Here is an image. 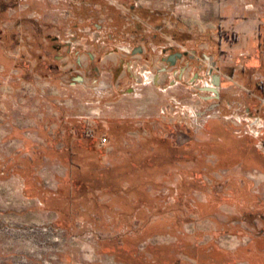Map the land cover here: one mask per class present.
Listing matches in <instances>:
<instances>
[{
    "label": "rangeland",
    "instance_id": "1",
    "mask_svg": "<svg viewBox=\"0 0 264 264\" xmlns=\"http://www.w3.org/2000/svg\"><path fill=\"white\" fill-rule=\"evenodd\" d=\"M162 26L144 0H0V264H264V76L211 98L195 50L173 101L144 85L187 48ZM65 184L67 229L44 202Z\"/></svg>",
    "mask_w": 264,
    "mask_h": 264
},
{
    "label": "crops",
    "instance_id": "2",
    "mask_svg": "<svg viewBox=\"0 0 264 264\" xmlns=\"http://www.w3.org/2000/svg\"><path fill=\"white\" fill-rule=\"evenodd\" d=\"M144 8L153 9L162 15V27L173 30V40L186 37L184 42H188L186 49L174 50L183 56L172 64H166L163 60L168 52L156 60L151 79L144 78V85L150 89L160 91L158 86L161 79H167L161 91H172L171 99L174 101L182 93V88L184 92L194 88L193 83L199 75L193 71L196 68L193 64L202 55H195V50L203 49L213 52V58L209 57V66L204 71L208 75L205 79L210 82L209 75L216 72L218 88L227 87L234 77H242L243 74H246L245 78L247 73L264 76V0H144ZM201 37L207 40L206 43L193 45V40L196 42ZM164 51L161 49L160 54ZM225 56L227 59H224ZM253 82L243 85L255 88ZM181 83L182 88L179 87ZM217 94L220 95L218 90ZM245 110L249 111L248 108Z\"/></svg>",
    "mask_w": 264,
    "mask_h": 264
},
{
    "label": "trees",
    "instance_id": "3",
    "mask_svg": "<svg viewBox=\"0 0 264 264\" xmlns=\"http://www.w3.org/2000/svg\"><path fill=\"white\" fill-rule=\"evenodd\" d=\"M127 167H128L127 163H125V164L120 165V166H113V167L107 168L102 172L100 171V172H94V173H95V175L96 174H98V175L103 174L104 175L103 181L106 180L104 183H105V186L107 187L110 184H112L113 178H118V175L122 174V173L117 174L116 169H120L121 172H123V175H121L123 178H125L127 175L130 176L132 174V171L131 172L126 171ZM113 172L115 173L114 176H113ZM94 178L96 179L97 175ZM94 178H92L93 180L84 181L83 182L84 185L85 186L86 185L87 186L93 185L92 181H94ZM112 185H114V184H112ZM116 186L117 185L115 184V186H113V189L116 188ZM85 193L80 192L78 189H71L70 185L65 184L59 192H57L56 194H53V196H49L48 198L45 199V201H44L45 204L50 209H52L53 211H55L59 215L58 220H56V223H58L60 221V224H58L59 225L58 227H61L63 229H67V223L69 220L68 215H69V211H70L71 201H76L79 199L80 202L77 205L84 204L85 201H83L82 199L84 198ZM59 219H61V220H59Z\"/></svg>",
    "mask_w": 264,
    "mask_h": 264
},
{
    "label": "water",
    "instance_id": "4",
    "mask_svg": "<svg viewBox=\"0 0 264 264\" xmlns=\"http://www.w3.org/2000/svg\"><path fill=\"white\" fill-rule=\"evenodd\" d=\"M135 53H140L138 48L131 51V54H135ZM179 57H180V54L177 53L174 58L178 59ZM175 59L171 60L170 64H172ZM209 77H210V80H211L210 81V86L209 87H205L204 90L213 94V96H211V98L217 99L218 95H217L216 87H217V84H218V76L209 75ZM73 81L76 82V83H81L82 82V78L80 76H76L75 78H73Z\"/></svg>",
    "mask_w": 264,
    "mask_h": 264
},
{
    "label": "flooded vegetation",
    "instance_id": "5",
    "mask_svg": "<svg viewBox=\"0 0 264 264\" xmlns=\"http://www.w3.org/2000/svg\"><path fill=\"white\" fill-rule=\"evenodd\" d=\"M135 49H137V48H134V50H135ZM138 49H139V51H140V53H141V49H140V48H138ZM162 50H165V49L163 48ZM170 51H171V50H170ZM170 51H169V54L166 55V56L164 57V59H163L164 62H166V64H170V61L173 60V59H175V58H174L175 55H176L177 53L179 54V52H174V50L171 51V52H170ZM184 55H185V54H184ZM182 56H183V54H180V57H182ZM180 57H179V58H180ZM195 76H196V75H195ZM75 77H76V76H75ZM75 77H73V78H75ZM198 77H199V76H198ZM73 78H72V79H73ZM196 78H197V77H196ZM205 87H209V86H205ZM205 87H204V88H205Z\"/></svg>",
    "mask_w": 264,
    "mask_h": 264
},
{
    "label": "built area",
    "instance_id": "6",
    "mask_svg": "<svg viewBox=\"0 0 264 264\" xmlns=\"http://www.w3.org/2000/svg\"><path fill=\"white\" fill-rule=\"evenodd\" d=\"M164 49H165V48H164ZM205 83H206V82H205ZM87 135L91 137V136H93V132H92V131L87 132ZM97 142H98L99 145L103 146V145H105V143H106V138H105V137H98V138H97Z\"/></svg>",
    "mask_w": 264,
    "mask_h": 264
}]
</instances>
